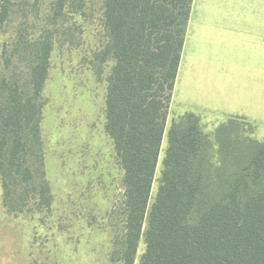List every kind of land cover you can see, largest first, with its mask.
Masks as SVG:
<instances>
[{
	"label": "trees",
	"instance_id": "1",
	"mask_svg": "<svg viewBox=\"0 0 264 264\" xmlns=\"http://www.w3.org/2000/svg\"><path fill=\"white\" fill-rule=\"evenodd\" d=\"M108 42L95 56L107 80L105 132L124 171V230L111 259L136 264H264V140L223 122L213 138L202 117L173 119L150 204L194 0H102ZM0 4V25L9 19ZM84 0H54L79 13ZM53 37H10L0 62V185L13 213L49 210L53 195L41 133ZM236 132V134H235Z\"/></svg>",
	"mask_w": 264,
	"mask_h": 264
},
{
	"label": "rangeland",
	"instance_id": "2",
	"mask_svg": "<svg viewBox=\"0 0 264 264\" xmlns=\"http://www.w3.org/2000/svg\"><path fill=\"white\" fill-rule=\"evenodd\" d=\"M9 2V19L0 25V62L10 37L55 40L41 123L53 202L49 210L32 206L13 213L3 203L0 185V264H118L111 255L115 237L124 230L125 174L105 132L107 80L114 63H106L101 73L95 58L108 42L103 1L84 0L79 13L65 12L58 18L54 0ZM176 106L174 102L170 109L150 204L159 187L168 130L173 119L185 113ZM201 117L202 130L212 138L227 121ZM239 131L257 139L252 125ZM145 249L142 238L136 264Z\"/></svg>",
	"mask_w": 264,
	"mask_h": 264
},
{
	"label": "crops",
	"instance_id": "3",
	"mask_svg": "<svg viewBox=\"0 0 264 264\" xmlns=\"http://www.w3.org/2000/svg\"><path fill=\"white\" fill-rule=\"evenodd\" d=\"M174 102L248 123L264 140L263 0L193 1Z\"/></svg>",
	"mask_w": 264,
	"mask_h": 264
}]
</instances>
